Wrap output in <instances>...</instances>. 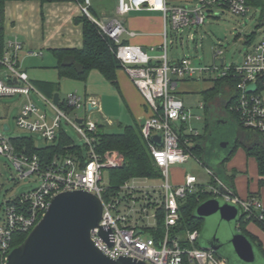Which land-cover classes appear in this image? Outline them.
Listing matches in <instances>:
<instances>
[{"label":"built area","instance_id":"obj_1","mask_svg":"<svg viewBox=\"0 0 264 264\" xmlns=\"http://www.w3.org/2000/svg\"><path fill=\"white\" fill-rule=\"evenodd\" d=\"M88 2L86 0L81 5L82 12L117 44L115 57L143 96L150 112L141 122L140 130L155 165L161 171V177L158 178L160 184L149 183L154 178L132 177L123 182L114 193H107L105 171L120 166L122 155L116 150L101 153L96 148L97 122L90 120L87 113L99 109L97 98L89 97L82 102L79 94L71 92L65 96L61 106L59 102L55 104L52 99L43 97L53 111L49 118L28 96L35 88L27 74L17 65L16 52L22 48V44L17 39L11 40L0 61L7 68L9 78L8 82L0 80V96L22 94L26 97L27 100L15 119L16 125L20 129L37 132L52 143L63 122L71 124L83 141L84 151L80 155L56 156L44 164L37 154L29 153L23 148L17 150L11 138L0 133V154L13 163L21 178L35 175L39 180L36 188L19 194L0 207V264H5L14 236L28 233L32 229L49 207L54 195L72 190H85L101 200V219L99 226L91 230V240L110 258L125 256L149 264H225V259L217 256L213 249L196 245L198 230L188 231L184 243L173 236L180 217V200L187 194L196 192L202 184L194 174H186L180 184L172 183L169 177L171 165L186 162L193 156L187 146L191 144L193 136L199 135L196 129L187 128L193 115L175 94L177 81L174 78L191 79L218 72L213 80H236V93L228 99L227 108L237 115L243 130L264 138V39L245 53L239 65L225 66L221 62L219 65L194 66L188 56L168 59V31L178 32L188 26H200L204 24L206 13L219 8L236 16H244L249 9L245 0H195L196 6L193 9L184 5H169L166 0H117L116 15L107 19L92 17ZM144 8L160 11L164 17V39L158 55L149 54L140 45L121 41L124 33L133 36L135 32L127 30L120 17ZM191 38L194 39L195 36L192 35ZM221 52L217 49L215 56L218 57ZM251 84H255L256 89L247 92V87ZM82 105L85 109L83 117L71 114ZM199 105L202 107L204 104L201 102ZM78 118L82 121H76ZM158 134L161 136L160 144L152 140ZM208 174L212 175V172L208 170ZM106 178L108 181V176ZM205 186L211 196L236 205L240 217L255 220L264 227V204L259 197L249 195L241 198L218 178L214 184L205 183ZM155 189L158 191L157 200L152 195ZM136 192H142L145 199L139 206L135 204L138 199ZM159 208L163 211L164 233L156 239L145 233L144 228L156 225ZM151 218L153 221L149 224ZM100 228L109 230L107 239L102 236Z\"/></svg>","mask_w":264,"mask_h":264},{"label":"crops","instance_id":"obj_2","mask_svg":"<svg viewBox=\"0 0 264 264\" xmlns=\"http://www.w3.org/2000/svg\"><path fill=\"white\" fill-rule=\"evenodd\" d=\"M95 1L97 2V8H95L93 5ZM166 1L169 5L190 6V4L192 3L195 4V0H166ZM116 4H117V0H89L88 2V6L91 9L89 11L90 12L92 11L96 16L95 18L98 19H107L109 17L115 16ZM253 9L255 12L259 13L260 15L259 18H260L262 14L260 7H253V8L249 7L247 13H249ZM226 12L229 11L222 8L215 9L213 11L208 12V17L215 20L221 19ZM82 14L84 13L81 10V5L74 1L41 3L39 0H8L5 2V7H4L5 52L8 50V44L9 41L11 40L17 39L22 44V48L16 52V60L19 68L27 74L28 79L31 81V83L35 88V90H32L33 92L29 93L28 95L32 102L33 100L31 99L30 94H32L34 98L40 99L42 101H44L43 97L53 100L54 95L58 94V100H59L58 102L60 103V101L64 100L67 93L76 92L77 94L83 96L84 98L95 97L97 98L99 103L102 101V107H107L103 95L102 97L101 95L100 97L97 96L98 95L97 92H95L94 88L91 87L90 85L91 76H93L96 79L95 81H97V84L105 83L106 79L102 76V74L98 70H91L89 72L88 77L85 80H75L67 77H60L55 67L56 59L52 53V49L82 47L83 44L82 24L75 22V18L81 16ZM247 15L248 14L244 15V17H247ZM244 17L242 18L244 19ZM120 18L127 30L135 32V35L133 36L124 33L121 37V41L123 43L140 45L141 47L147 49L149 54L158 55L154 53L152 54L150 52H154L156 50L160 51L159 47L164 39L163 38L164 17L162 12L151 11L144 8V9L131 11L125 15H122ZM246 22H247L246 20H242L240 24H238V26L240 27L242 24H246ZM185 28H189L190 30L192 29L191 26ZM182 30L175 32L169 29L168 46L169 45L172 46L174 43L178 42V38L180 37V33ZM262 30H264V20H260L258 23H256L254 28L250 31V33L244 34L242 38L240 37V33L236 34L235 39H238L242 44H250L252 42L255 33ZM194 31L196 32V30ZM251 33L254 34L250 37V42H245L244 40L245 36ZM195 39L196 38L194 39L191 38V40L196 43ZM263 39L264 37H261L259 40L252 43L250 48L246 52L250 51L256 43H258ZM167 56H168V47H167ZM175 59H180V58L172 56L170 60H175ZM218 60L220 62H223V58H219ZM152 61L155 62L154 59ZM0 70L5 71V75L7 79L6 81L2 79L0 80L4 82H8L9 78H8L7 68L4 65H2ZM93 71H96L98 73H92ZM205 77L207 76H200L199 78H205ZM208 79L212 80L214 84L215 80L211 79L210 77ZM175 80L177 81V84L175 86L176 89V87L179 84V81H183L186 79L174 78V81ZM213 84L207 89H210L213 86ZM114 86L118 89V92L120 93L129 114L128 117L129 119L128 121H126L127 122L126 124H122L118 122V125L122 127V129L125 125H129L135 122L141 123L148 115H150L148 107L145 104L144 98H142L143 96L141 95L137 87L134 85V83L131 81L127 73L124 72L122 69H118L116 72V84ZM60 89L67 91V93H65L63 96H60L59 94ZM175 89L174 92L178 96L179 93L176 92ZM223 89L224 91L220 92L212 100L205 101L203 97V101L199 102V104L201 102L204 104L202 107L199 104L198 106L203 108L205 112V116L208 113L213 112L215 109L218 110V109L227 108L228 99L235 95L236 90L234 88V85L231 87L229 84L225 85ZM221 95H223V98H221ZM0 97L9 98V102L13 104L14 113H15L14 119H16L17 115L20 113L23 104L27 100L26 97L22 94L1 95ZM15 99L18 101H16ZM9 111H10V106H9ZM41 111L46 112L45 110H41ZM11 114L13 113L11 112ZM71 114L75 116L77 115L76 113L73 112H71ZM0 120L3 129L5 126H7V130H8L9 126L6 123L5 118L1 117ZM98 124L102 125L106 131L112 132L108 128L114 126L115 123L112 119L104 115L103 121L99 122ZM61 127L64 128V124H62ZM204 129H205V133L201 134L203 135L202 157L205 152L204 144L207 140L205 139V137L208 132L206 121H204ZM238 132L239 129L237 131V134H239ZM58 134L59 131L57 132V136ZM8 138H12V137H8ZM234 143L235 141L232 142L231 146L230 143H228L229 147L225 148L227 149V152L222 159H224L227 155L231 153V157L225 163L226 164L225 167L229 173H232L233 171L236 172V175L233 180L236 194L241 198H246L249 195H255L259 197V199L264 204V186L260 187L258 183L260 176L258 173L257 162L254 157L248 156L246 154L245 148L243 146H238L234 149V151H232L234 148L233 146ZM23 149L26 148L23 147ZM72 154L76 155V153H72ZM183 180L179 183L175 181L174 184H180L183 182ZM198 181L202 184H205V182H202L200 179ZM206 183H208V181ZM236 227L238 228L237 223H236ZM245 229L248 232H250L252 235H254L261 242L264 251V229L254 221H249L245 225ZM203 232L204 230L202 229L199 232V236L196 241L197 246H201ZM215 253L217 256L222 257L219 253L217 252Z\"/></svg>","mask_w":264,"mask_h":264},{"label":"trees","instance_id":"obj_3","mask_svg":"<svg viewBox=\"0 0 264 264\" xmlns=\"http://www.w3.org/2000/svg\"><path fill=\"white\" fill-rule=\"evenodd\" d=\"M8 0H0V61L5 52V35H4V7ZM41 3L47 2H64L74 1L80 5L85 4L86 0H39ZM249 7H260L262 14L264 13V0H245ZM88 10H91L88 6ZM91 16L96 17L95 14L89 11ZM75 22L82 24V47L80 48H57L52 49V53L56 59L55 67L60 77H67L75 80H85L91 70H98L102 76L116 84V72L122 69L120 62L115 57V49L117 44L107 35L102 33L97 27L96 23L86 14L75 18ZM254 33L246 35L245 42H250V37ZM123 43V42H122ZM2 64L0 62V68ZM231 78L216 79L210 89L202 91L205 101L212 100L220 92L224 91V86L229 84L231 87L234 82ZM63 106V102L59 103ZM239 134L238 139L234 143V149L238 146L245 148L246 154L255 158L259 173V186H264V138L260 135L243 130L238 122V117L233 113ZM141 123H132L125 125L121 132H109L97 123L96 145L98 152L106 150H116L122 155V163L118 167L111 168L107 171L108 185L107 193H114L120 185L132 177H148L158 179L161 177L160 169L155 165L152 155L150 154L146 141L141 134ZM183 138V137H182ZM189 150L197 159H202L203 152V135L199 134L197 137H192ZM12 144L17 150L26 148L27 152L35 153L40 157L42 163L50 162L56 156H64L66 154L76 153L80 155L84 151L83 145L75 142L63 127L59 129V134L55 141L43 146H37L33 137L21 135L11 138ZM194 143V144H192ZM231 151V152H232ZM233 154V153H232ZM231 157V153L222 159L218 166H216L208 183H215L218 178L225 184L229 190L236 193L234 187V177L236 172L229 173L226 170L225 163ZM211 197L209 191L206 190L205 184L199 185V189L194 193L187 194L180 200L179 203V221L173 230V236L184 243V237L188 231L202 229L204 219L195 215L196 206L203 200ZM250 220L240 217L238 220V228L245 234L259 250L263 252L261 242L250 232L245 229V225ZM263 229L262 224L256 222ZM145 233L151 234L156 239L164 233L163 211L161 208L157 209V221L153 227H145ZM28 233H20L14 236L12 247L19 245Z\"/></svg>","mask_w":264,"mask_h":264},{"label":"rangeland","instance_id":"obj_4","mask_svg":"<svg viewBox=\"0 0 264 264\" xmlns=\"http://www.w3.org/2000/svg\"><path fill=\"white\" fill-rule=\"evenodd\" d=\"M93 5L95 8H97L96 1ZM195 6L196 4L192 3L188 7H190V9H193L195 8ZM247 14V17H244L236 16L230 12H226L221 19L215 20L209 18L208 14L206 13L204 24L200 26L193 25L191 26V30L189 28H184L180 33L178 42L174 43L172 46H168V58L171 59L172 56H175L177 58L188 56L189 58H191L192 64L194 66H210L212 64L219 65L221 63L218 60L219 58H223V64L225 66H230L232 64L239 65L244 58V53L250 48L251 44L259 40L261 37H264V30H262L255 33L250 44H242L238 39H235L236 34L240 33V37L242 38L244 34L250 33L256 23H258L260 20H264V13L261 14V17L259 18V13L255 12L254 9ZM242 17H244V19ZM242 20H246L247 22L246 24H242L239 27L238 24H240ZM194 30H196V32ZM192 35L195 36L196 43L191 40ZM217 49L222 51L221 54L218 55V57L215 56ZM150 53L159 54L160 51L156 50ZM122 70L124 71V69ZM92 73L98 72L93 71ZM217 73L218 72H212L211 74L204 75L207 76L205 78L194 76L191 79L179 81V84L176 87L175 91L179 93V98L184 101L186 107H189L190 113L193 115L192 119L187 124L188 130L194 128L199 134L205 133V112L203 108L198 106V104L200 101H203L202 91L209 88L213 84L212 80H209L208 78L210 77L211 79H213V77H215ZM0 79L5 81L7 80L5 71L3 70H0ZM95 80L96 79L91 76L90 85L94 88L95 92H97V96L100 97L101 95L102 97L103 95L107 107H102L101 101L99 103V109L88 112L87 116L90 120L99 123L103 121L105 115L112 119L115 123L114 126L108 129L112 132H121L122 127L118 125V122L122 124L127 123L126 121H128L129 119L127 107L120 93L118 92V89L111 82L106 80L104 84H97V81ZM32 92L33 91L31 90L30 93ZM65 93H67V91L60 89V96H63ZM30 96L35 105L39 107V109L45 110L49 118L52 117L53 111L48 105L44 103V101L34 98L32 94H30ZM81 97L82 102H84V100L87 98H84L83 96ZM221 98H223V95H221ZM11 112L13 114H11ZM73 113H76L79 117H83L85 115L84 106L82 105L79 108H75ZM14 114V107L13 104L9 102V98L0 97V118H5L6 123L9 126L8 130H4L0 120V133L7 137H15L21 135L31 136L33 137L36 145L39 146L50 144L48 141L42 138L39 133L30 132L18 128L14 119ZM196 116H200V118L197 119ZM63 124L68 135L75 142L82 145L83 141L79 137L74 127L71 124H65V122H63ZM231 124L234 132L236 133L239 128L234 118ZM225 140V137L221 133H219V135L217 134L216 136L206 140L204 144L205 152L200 161L193 156H190L186 162L171 165L169 167L170 180L173 183H175V181L179 183L183 180L185 174H194L202 182L206 183L210 178L208 170L214 172L216 166H218L219 161L226 155L227 149L221 147V143ZM229 143L231 146L232 141H230ZM106 177L107 171H105L104 178V181L107 183L108 181ZM149 183L153 185H159L160 180L151 179ZM38 185L39 180L35 175L21 178L16 171L13 163L7 157L0 154V207L5 206V203L7 201L13 200L19 194L28 192L36 188ZM152 195L154 199H158V191L156 189L155 191H152ZM136 196L138 197V199L135 204L136 206H139L144 202L145 199L142 196V192H136ZM152 221V218L149 219V224H152ZM205 225L206 222L203 223L202 230L205 228ZM148 227L153 226L150 225ZM222 228L241 232V230L235 226L234 222L231 224L223 223ZM208 229L209 231L212 230L211 223L209 224ZM229 232L224 233V236ZM223 238L225 239V237ZM254 253L255 261L250 264H264V251L262 252L256 245H254ZM230 259L231 261L237 260V258L233 254Z\"/></svg>","mask_w":264,"mask_h":264},{"label":"water","instance_id":"obj_5","mask_svg":"<svg viewBox=\"0 0 264 264\" xmlns=\"http://www.w3.org/2000/svg\"><path fill=\"white\" fill-rule=\"evenodd\" d=\"M255 89L256 85L251 84L246 91ZM58 101V94H55L53 102L57 104ZM76 121L81 122L82 119ZM4 129L7 130V126ZM152 140L160 144L161 136L154 135ZM221 147H229L228 142H222ZM220 189L226 193L223 187ZM102 208L99 197L85 190L57 193L25 239L10 249L5 264H149L125 256L110 258L94 245L91 230L99 226ZM195 215L206 222L201 247L213 249L227 264L255 261L251 240L240 231L222 228L223 223L234 222L236 226L240 218L236 205L211 196L196 206ZM210 223L212 230L209 231ZM100 232L107 239L109 230L101 229ZM232 254L237 260L231 261Z\"/></svg>","mask_w":264,"mask_h":264},{"label":"flooded vegetation","instance_id":"obj_6","mask_svg":"<svg viewBox=\"0 0 264 264\" xmlns=\"http://www.w3.org/2000/svg\"><path fill=\"white\" fill-rule=\"evenodd\" d=\"M232 120L233 115L227 108L215 109L213 112L208 113L205 116V121L208 127L205 139H209L221 133L225 137V141L228 143L230 141H236L238 139V134L237 132L235 133L232 128Z\"/></svg>","mask_w":264,"mask_h":264}]
</instances>
